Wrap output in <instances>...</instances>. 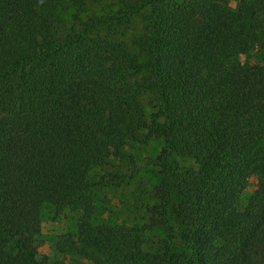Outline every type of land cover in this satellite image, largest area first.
Instances as JSON below:
<instances>
[{
  "label": "trees",
  "instance_id": "obj_1",
  "mask_svg": "<svg viewBox=\"0 0 264 264\" xmlns=\"http://www.w3.org/2000/svg\"><path fill=\"white\" fill-rule=\"evenodd\" d=\"M229 3L0 0V264H62L36 240L67 209L97 264H264V0ZM144 132L149 250L91 218L93 170Z\"/></svg>",
  "mask_w": 264,
  "mask_h": 264
},
{
  "label": "rangeland",
  "instance_id": "obj_2",
  "mask_svg": "<svg viewBox=\"0 0 264 264\" xmlns=\"http://www.w3.org/2000/svg\"><path fill=\"white\" fill-rule=\"evenodd\" d=\"M229 2L232 7H236L239 0ZM146 112L149 114L151 111ZM162 147L161 138L144 132L138 139L130 140L124 146L123 155L126 159L121 157L120 160H113L93 170V179L97 184L91 193L95 206L91 216L92 224L112 222L116 225H145L143 228H151L150 232L143 233L146 250L158 246L163 236L152 226L153 222L147 212L148 208L159 202L156 186L160 179L152 176L151 170L158 169L156 157ZM257 186L258 177L253 175L248 182L245 197L250 196ZM80 214L78 209H67L61 213L60 218H44L40 222L41 235L36 240L39 253L62 264H90L92 259L95 264L104 262L105 257L99 251L84 248L76 235Z\"/></svg>",
  "mask_w": 264,
  "mask_h": 264
}]
</instances>
